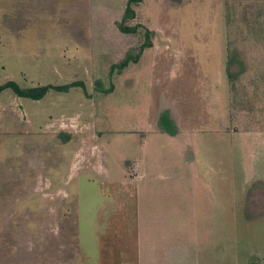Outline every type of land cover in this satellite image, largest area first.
<instances>
[{
    "label": "rangeland",
    "instance_id": "rangeland-1",
    "mask_svg": "<svg viewBox=\"0 0 264 264\" xmlns=\"http://www.w3.org/2000/svg\"><path fill=\"white\" fill-rule=\"evenodd\" d=\"M144 1L0 13V84L86 89L0 95V264H145L141 236L155 227L144 215L193 209L235 225L243 258L264 259V0ZM127 5L132 33L119 29ZM17 30L28 43L13 44ZM128 56L140 63L111 72ZM163 112L173 135L160 132ZM194 164L238 169L204 192L207 205L171 182L145 196L141 166Z\"/></svg>",
    "mask_w": 264,
    "mask_h": 264
},
{
    "label": "crops",
    "instance_id": "crops-1",
    "mask_svg": "<svg viewBox=\"0 0 264 264\" xmlns=\"http://www.w3.org/2000/svg\"><path fill=\"white\" fill-rule=\"evenodd\" d=\"M135 1L136 3L138 2V4L145 2L144 0ZM46 8V0H0V13L11 16L13 22H17L21 11L25 12L28 10L27 13L31 15L32 13L36 14L38 12H43ZM42 9L44 10L42 11ZM29 10H31V12H29ZM24 15L26 17L28 16L26 13ZM4 18V15L0 16V24L3 22ZM14 28L15 30L18 29L17 26H14ZM26 37L27 35H23L19 33V31L18 33L16 32L13 38L16 40L15 42L13 41V44L20 45L28 43L21 40ZM151 48L152 41L151 45L144 50L151 51ZM135 63L140 62L139 60H135L131 61L130 64L134 65ZM128 67H130L129 64L125 69ZM76 88L77 87H71L67 92ZM51 90L52 89L47 91V93L38 100L19 97L12 91L11 94L22 101H24V99H29V102L33 101L36 103L46 98ZM3 91H1V93ZM58 93L61 92L59 91ZM160 132L161 134H169L162 129ZM188 144V149L191 147L194 148V143L192 141L190 143L188 142ZM234 169H238V167H227L222 165L213 166L208 164H194L192 166L174 165L172 167L167 165H145L141 166L137 173L140 174L139 178L142 188H146L145 196L158 195L156 189L151 185L158 183L170 184L171 182L174 183L173 185L187 186L185 190H188V196L192 204L199 203L207 205L209 196H204V192L206 190L211 192V189L213 190L215 185H223L226 179L229 180L231 178L230 175L233 174ZM243 174H246L245 171ZM251 179L252 178L247 176V174L243 175L242 185ZM141 195H144V191ZM214 215L215 214L210 212H196L194 209L193 212L189 214L153 213L151 215H144L145 220L153 222L152 225L155 229L153 232L151 230L150 233L145 234L146 236H141L140 243L143 262L145 264H250L251 259L255 256L250 254L245 258L242 257V252L238 249V243H235V225H232L230 229L226 228V224L220 223L221 220H226H223L224 218L222 216H220L222 217L221 219H218L217 216L215 217ZM250 253H252V251H250ZM255 260L259 263H264V259L259 257H255Z\"/></svg>",
    "mask_w": 264,
    "mask_h": 264
},
{
    "label": "trees",
    "instance_id": "trees-1",
    "mask_svg": "<svg viewBox=\"0 0 264 264\" xmlns=\"http://www.w3.org/2000/svg\"><path fill=\"white\" fill-rule=\"evenodd\" d=\"M134 17V12L133 10H131V8L129 7V5L126 6L125 9V14L122 18V21L119 23V29L122 32H135L136 31V27H130V26H124L123 23L125 21V19L128 18H133ZM146 38H145V42L142 44L141 48H147L151 45V42L149 40V34L150 31L146 29ZM135 58H131L130 56L126 57L122 62L118 63V64H112L111 65V72L115 69H117V71H122L131 61H135ZM229 65L230 62H227L226 67L229 69ZM227 69V70H228ZM71 87H81L83 89V91L85 92V84L82 81H73L67 84H63V85H45V86H37V87H31L28 89H22L21 87H19V85L17 84V82L13 81V80H9L6 81L3 84H0V93L1 91L5 90V89H11V91L13 93H15L17 96L19 97H26V98H30V99H34V100H38L41 99L46 93L47 91H49L50 89L55 90V91H60V92H67ZM110 91L107 90V92ZM159 127L160 129H162L163 131L173 135L175 133V125L173 123V121L170 119L169 114L167 112H163L159 118Z\"/></svg>",
    "mask_w": 264,
    "mask_h": 264
}]
</instances>
